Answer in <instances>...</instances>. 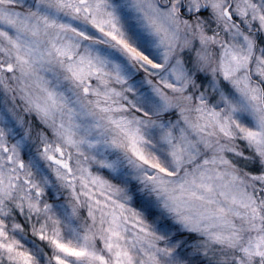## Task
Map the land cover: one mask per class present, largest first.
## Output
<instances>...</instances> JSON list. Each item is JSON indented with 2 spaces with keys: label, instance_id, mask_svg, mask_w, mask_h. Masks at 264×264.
Masks as SVG:
<instances>
[{
  "label": "snow or ice",
  "instance_id": "1",
  "mask_svg": "<svg viewBox=\"0 0 264 264\" xmlns=\"http://www.w3.org/2000/svg\"><path fill=\"white\" fill-rule=\"evenodd\" d=\"M0 264H264V0H0Z\"/></svg>",
  "mask_w": 264,
  "mask_h": 264
}]
</instances>
